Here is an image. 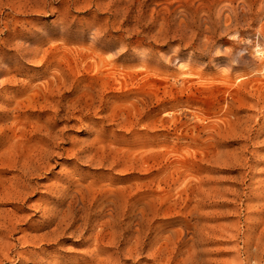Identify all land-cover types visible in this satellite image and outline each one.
Here are the masks:
<instances>
[{
	"label": "rangeland",
	"instance_id": "obj_1",
	"mask_svg": "<svg viewBox=\"0 0 264 264\" xmlns=\"http://www.w3.org/2000/svg\"><path fill=\"white\" fill-rule=\"evenodd\" d=\"M263 37L264 0H0L2 264H264Z\"/></svg>",
	"mask_w": 264,
	"mask_h": 264
},
{
	"label": "bare ground",
	"instance_id": "obj_2",
	"mask_svg": "<svg viewBox=\"0 0 264 264\" xmlns=\"http://www.w3.org/2000/svg\"><path fill=\"white\" fill-rule=\"evenodd\" d=\"M264 38V37H263ZM262 45V44H261ZM259 47V46H258ZM259 52H261L262 56L264 57V53H262V49H259ZM261 56V55H260ZM15 230V228H14ZM27 244V243H26ZM23 245V244H22ZM3 246V245H2ZM4 248V247H3ZM4 251V250H3ZM3 251H1L0 253V264H2V262L5 261L6 257H7V253H4ZM8 251V250H6ZM24 254V253H23ZM115 254H116V251H115ZM131 254V253H129ZM117 255V254H116ZM130 256V255H129ZM18 258V257H17ZM129 258V257H128ZM93 264H121L117 261V259H115L114 257V253L112 254L111 258L108 259V261H97L96 263H93Z\"/></svg>",
	"mask_w": 264,
	"mask_h": 264
}]
</instances>
